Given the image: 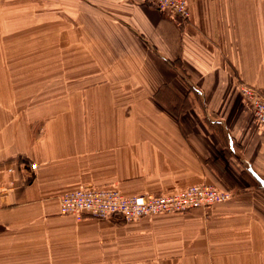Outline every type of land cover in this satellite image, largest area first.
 Returning a JSON list of instances; mask_svg holds the SVG:
<instances>
[{
    "label": "crops",
    "instance_id": "1",
    "mask_svg": "<svg viewBox=\"0 0 264 264\" xmlns=\"http://www.w3.org/2000/svg\"><path fill=\"white\" fill-rule=\"evenodd\" d=\"M187 2L0 0V264H264V126L237 89L264 96V0ZM200 182L233 196L123 222L57 199Z\"/></svg>",
    "mask_w": 264,
    "mask_h": 264
},
{
    "label": "built area",
    "instance_id": "2",
    "mask_svg": "<svg viewBox=\"0 0 264 264\" xmlns=\"http://www.w3.org/2000/svg\"><path fill=\"white\" fill-rule=\"evenodd\" d=\"M153 8L178 17L182 21L190 17L187 0H147ZM237 89L254 119L264 126V96L256 87L238 83ZM36 164H32L35 168ZM8 172L12 167L6 168ZM230 190H222L207 182L190 184L171 194H124L115 187L89 186L69 190L58 196L59 210L71 214L77 220L84 217L96 219L121 218L136 221L144 216L190 211L194 208L206 210L215 203L232 198Z\"/></svg>",
    "mask_w": 264,
    "mask_h": 264
},
{
    "label": "rangeland",
    "instance_id": "3",
    "mask_svg": "<svg viewBox=\"0 0 264 264\" xmlns=\"http://www.w3.org/2000/svg\"><path fill=\"white\" fill-rule=\"evenodd\" d=\"M108 220H117V221H124V220H122L121 218H111V219H108Z\"/></svg>",
    "mask_w": 264,
    "mask_h": 264
}]
</instances>
